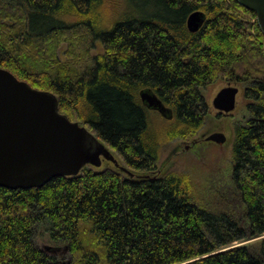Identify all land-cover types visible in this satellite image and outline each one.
I'll return each instance as SVG.
<instances>
[{"label": "trees", "instance_id": "obj_1", "mask_svg": "<svg viewBox=\"0 0 264 264\" xmlns=\"http://www.w3.org/2000/svg\"><path fill=\"white\" fill-rule=\"evenodd\" d=\"M125 1L130 15L99 29L101 0H0V67L57 95L62 113L143 172L157 169L162 144L149 119L158 110L142 89L171 109L170 117L158 112L169 122L166 137L176 138L203 126V87L247 82L232 169L244 209L198 205L176 172L128 177L84 167L39 187L0 186V264H264V29L256 12L240 0ZM196 10L205 20L191 32ZM82 30V43L92 36L103 50L69 69L56 54ZM42 234L64 248L41 247Z\"/></svg>", "mask_w": 264, "mask_h": 264}, {"label": "water", "instance_id": "obj_2", "mask_svg": "<svg viewBox=\"0 0 264 264\" xmlns=\"http://www.w3.org/2000/svg\"><path fill=\"white\" fill-rule=\"evenodd\" d=\"M240 2L256 12L264 29V0ZM204 20L203 11H194L187 19L188 29L197 32ZM238 93L239 88L231 84L221 88L213 106L224 113L232 112ZM140 96L148 108L172 116L171 109L150 89H142ZM226 139L223 132L207 137L219 144ZM104 159L134 176L85 124L60 111L57 95L34 88L0 67V186L39 187L57 176L78 175L87 165L100 167Z\"/></svg>", "mask_w": 264, "mask_h": 264}, {"label": "rangeland", "instance_id": "obj_3", "mask_svg": "<svg viewBox=\"0 0 264 264\" xmlns=\"http://www.w3.org/2000/svg\"><path fill=\"white\" fill-rule=\"evenodd\" d=\"M93 12L95 14L93 19H97V28L102 29L105 26H110V23L114 21L125 19L127 15H130L131 7L125 0H101V4L94 8ZM76 21L72 22L75 23V26L77 25ZM83 34H86L85 30L79 33L78 31L70 32L68 39L58 49L56 58L69 69L72 67L80 69L85 63L91 62L103 50V45L100 41L92 36L88 39L89 41L87 40V43L86 41L82 43ZM49 59L50 62L55 61L53 60L54 58ZM230 84L239 88L236 108L230 114L219 115L217 114L218 110L213 106V99L221 88ZM246 86L247 82L220 78L214 83L203 87L202 94L208 104L209 112L206 115L203 126L196 133L185 137L167 138L165 132L169 127V122L158 111L151 110L149 113L150 124L159 134L162 144L161 158L157 169L148 172L129 170L140 177L145 175L164 177L170 172L186 175L189 181L188 194L198 205L208 209L234 212L236 209H244L232 181V169L234 165L233 143L235 127L240 123H244L247 115V99L244 97ZM79 122L84 124L83 120H79ZM214 131L225 133L227 139L223 144L205 139ZM113 153L120 164L127 168L118 153H115V151ZM85 168L94 171L112 168L128 177H132L128 171L117 168L109 160H103L100 167L87 165ZM261 238L258 237L237 244L256 245L261 241ZM37 242L41 247L60 246L64 248V245L51 241L48 234L39 236Z\"/></svg>", "mask_w": 264, "mask_h": 264}, {"label": "flooded vegetation", "instance_id": "obj_4", "mask_svg": "<svg viewBox=\"0 0 264 264\" xmlns=\"http://www.w3.org/2000/svg\"><path fill=\"white\" fill-rule=\"evenodd\" d=\"M216 109V108H215ZM216 110H218V109H216ZM217 114H219V115H227V114H230V113H224V112H221L220 110H218L217 111ZM217 132H220V131H214V132H212V133H210V135H212V134H214V133H217ZM210 135H208V136H210ZM207 136V137H208ZM207 137L205 138L206 140H207ZM207 141H213V140H207ZM216 142V141H215ZM105 160V159H104Z\"/></svg>", "mask_w": 264, "mask_h": 264}]
</instances>
